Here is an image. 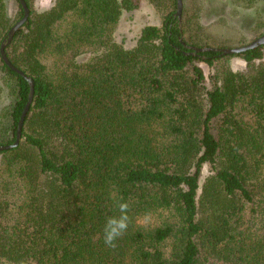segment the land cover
Listing matches in <instances>:
<instances>
[{"label":"trees","instance_id":"obj_1","mask_svg":"<svg viewBox=\"0 0 264 264\" xmlns=\"http://www.w3.org/2000/svg\"><path fill=\"white\" fill-rule=\"evenodd\" d=\"M36 1L5 48L35 94L0 150V264H264V45L190 54L215 47L200 6L146 0L161 24L127 48L143 0ZM23 15L0 0V145L30 93L1 54ZM113 195L132 223L110 248Z\"/></svg>","mask_w":264,"mask_h":264},{"label":"rangeland","instance_id":"obj_2","mask_svg":"<svg viewBox=\"0 0 264 264\" xmlns=\"http://www.w3.org/2000/svg\"><path fill=\"white\" fill-rule=\"evenodd\" d=\"M184 2L188 13L200 6L205 31L210 35L208 43L215 47L243 46L264 34V0H183V7ZM51 3L52 0H37L36 6L47 8ZM147 24H161V17L143 0L140 9L124 12L115 40L127 48L133 47ZM202 66L208 75L209 66Z\"/></svg>","mask_w":264,"mask_h":264},{"label":"water","instance_id":"obj_3","mask_svg":"<svg viewBox=\"0 0 264 264\" xmlns=\"http://www.w3.org/2000/svg\"><path fill=\"white\" fill-rule=\"evenodd\" d=\"M20 2L24 7V15L21 19H19L11 27V29L8 33V37L5 39V41L1 45V54H2L3 60L12 69L16 70L18 73H20L23 77H25L27 79V81L29 82V85H30V93H29L28 101L25 105V108L22 112V115H21V118L19 121L16 140L13 143L8 144V145H0V150L11 149V148L17 147L20 144L21 138H22V130H23L24 121H25V118L28 114V111L32 105V102L34 99V94H35V82H34L33 78L28 76L23 70L19 69L15 65H13L11 63V61L9 60L6 52H5L6 46L11 43L16 32L24 25V23L27 21L29 15H30V9L27 6L25 0H20ZM182 12H183V0H177L176 15L179 16L180 19H182ZM261 45H264V34L257 37L256 39L252 40L250 43L243 45V46L230 47V48H227V47H195V46H192L191 48L193 49L194 52H189V53L195 54L196 52L217 51V52H221V53L226 54V55L227 54H238V53L244 52V51L249 50V49H254V48L259 47Z\"/></svg>","mask_w":264,"mask_h":264},{"label":"clouds","instance_id":"obj_4","mask_svg":"<svg viewBox=\"0 0 264 264\" xmlns=\"http://www.w3.org/2000/svg\"><path fill=\"white\" fill-rule=\"evenodd\" d=\"M113 200L115 201L116 214L107 217L103 227L104 243L110 248L116 247V242L126 234L132 223V217L129 215L130 202L123 198L117 200L115 195H113Z\"/></svg>","mask_w":264,"mask_h":264}]
</instances>
